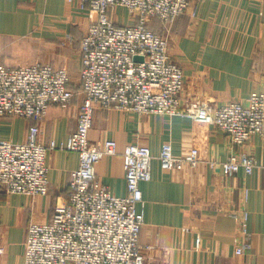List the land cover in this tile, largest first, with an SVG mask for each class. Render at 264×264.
I'll use <instances>...</instances> for the list:
<instances>
[{
  "label": "crops",
  "instance_id": "1",
  "mask_svg": "<svg viewBox=\"0 0 264 264\" xmlns=\"http://www.w3.org/2000/svg\"><path fill=\"white\" fill-rule=\"evenodd\" d=\"M120 8L113 13L114 21L134 24L133 17L130 24L119 21ZM89 22V13L68 0H0V66L13 70L51 65L69 72L73 105L49 108L38 123L42 144L63 143L77 127L83 100L81 41ZM151 29L165 34L158 21ZM166 35L170 54L185 74L182 105L246 103L253 92L264 90V0H191L190 10L177 18ZM35 124L32 119H0V141L24 143ZM107 139L117 141L119 153L104 156L97 173L118 197L127 193L122 156L127 145L147 146L155 157L167 142L176 156L193 148L200 151L201 163L181 171H166L154 159L152 179L141 185L145 223L140 244L146 264H264V142L260 137L238 146L222 131L190 118L98 108L90 140ZM233 154L253 156L258 168L251 176L244 171L226 176L220 163ZM47 164L46 196L12 195L0 184V264H25L29 225L50 222L56 205L68 199L78 154L53 150ZM244 212L249 213L252 249L237 256L234 241L241 235Z\"/></svg>",
  "mask_w": 264,
  "mask_h": 264
},
{
  "label": "built area",
  "instance_id": "2",
  "mask_svg": "<svg viewBox=\"0 0 264 264\" xmlns=\"http://www.w3.org/2000/svg\"><path fill=\"white\" fill-rule=\"evenodd\" d=\"M89 13L90 22L81 41V92L77 127L63 143L39 141L40 127L52 105L69 109L74 92L63 67L32 65L21 69L0 66V119H32L24 143L0 141V184L12 195L46 196L49 192L50 151L75 152L79 167L72 173L68 199L60 201L48 223H31L24 245L25 264H146L140 235L145 223L142 183L152 179V162L166 171L197 167L198 148L184 156L165 143L155 157L147 146L129 144L123 151L127 193L115 196L103 185L97 167L104 156H116L118 143L107 139L93 143L90 131L96 109L139 114L185 117L225 133L233 145L258 136L264 142V90L253 92L246 103L215 107L214 101L182 105L185 86L182 67L169 51L168 34L175 21L191 8V0H68ZM136 19L121 25L113 19L118 8ZM192 16H196L195 11ZM158 21L165 34L151 29ZM142 58L137 61L136 58ZM214 166L215 162H209ZM226 176L241 171L251 176L255 158L233 154L220 163ZM247 193V191H246ZM247 195V194H246ZM249 213L240 222L235 254L252 249ZM201 239L197 240L198 245Z\"/></svg>",
  "mask_w": 264,
  "mask_h": 264
},
{
  "label": "rangeland",
  "instance_id": "3",
  "mask_svg": "<svg viewBox=\"0 0 264 264\" xmlns=\"http://www.w3.org/2000/svg\"><path fill=\"white\" fill-rule=\"evenodd\" d=\"M117 14H118L119 21L125 22L126 24H130L132 17L126 9L120 8L118 10ZM133 19H134L133 21L136 20L135 18H133Z\"/></svg>",
  "mask_w": 264,
  "mask_h": 264
},
{
  "label": "water",
  "instance_id": "4",
  "mask_svg": "<svg viewBox=\"0 0 264 264\" xmlns=\"http://www.w3.org/2000/svg\"><path fill=\"white\" fill-rule=\"evenodd\" d=\"M136 60H137V61H141V60H142V58H139V57H137V58H136Z\"/></svg>",
  "mask_w": 264,
  "mask_h": 264
}]
</instances>
